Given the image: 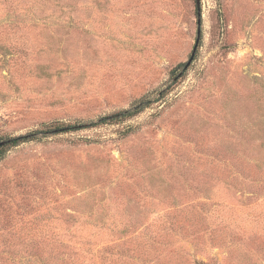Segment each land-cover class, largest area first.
<instances>
[{
  "label": "rangeland",
  "instance_id": "rangeland-1",
  "mask_svg": "<svg viewBox=\"0 0 264 264\" xmlns=\"http://www.w3.org/2000/svg\"><path fill=\"white\" fill-rule=\"evenodd\" d=\"M201 8L0 0V137L152 102L5 154L0 264H264V0Z\"/></svg>",
  "mask_w": 264,
  "mask_h": 264
},
{
  "label": "trees",
  "instance_id": "trees-1",
  "mask_svg": "<svg viewBox=\"0 0 264 264\" xmlns=\"http://www.w3.org/2000/svg\"><path fill=\"white\" fill-rule=\"evenodd\" d=\"M171 91V88L167 90V92L162 93V97L165 94H168ZM151 101L146 99H141L139 102L135 104V106L129 110H122L120 112L108 115L106 117L100 118L98 121H94L90 124H79V122H65V121H52L47 123H42L40 128L31 131L27 135L22 136H5L0 137V143L4 142V144L0 147V161L4 158L5 154L11 149L15 147H19L22 144H25L30 141L59 136L62 134L73 133L76 131H80L84 128L92 129L103 125H112V124H120L127 119H131L133 117L138 116L142 113L146 108L151 105Z\"/></svg>",
  "mask_w": 264,
  "mask_h": 264
},
{
  "label": "water",
  "instance_id": "water-1",
  "mask_svg": "<svg viewBox=\"0 0 264 264\" xmlns=\"http://www.w3.org/2000/svg\"><path fill=\"white\" fill-rule=\"evenodd\" d=\"M197 1V20H198V38H197V42H196V46L194 48V52L191 56L190 62L193 60L194 55H195V51L197 49V44L200 41V37H201V26H202V8H201V0H196ZM189 62V63H190ZM4 144V142L0 143V147Z\"/></svg>",
  "mask_w": 264,
  "mask_h": 264
}]
</instances>
